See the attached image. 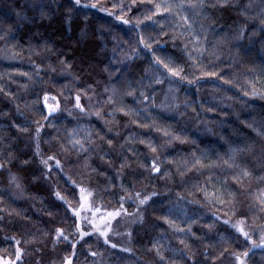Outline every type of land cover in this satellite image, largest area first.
<instances>
[{
    "label": "clouds",
    "instance_id": "1",
    "mask_svg": "<svg viewBox=\"0 0 264 264\" xmlns=\"http://www.w3.org/2000/svg\"><path fill=\"white\" fill-rule=\"evenodd\" d=\"M0 264H264V0H0Z\"/></svg>",
    "mask_w": 264,
    "mask_h": 264
}]
</instances>
